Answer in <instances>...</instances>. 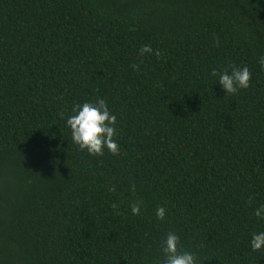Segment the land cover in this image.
Listing matches in <instances>:
<instances>
[{"label": "trees", "instance_id": "trees-1", "mask_svg": "<svg viewBox=\"0 0 264 264\" xmlns=\"http://www.w3.org/2000/svg\"><path fill=\"white\" fill-rule=\"evenodd\" d=\"M260 55L264 0H0V264H154L169 230L199 264H264ZM230 64L251 79L225 96L210 73ZM96 96L117 155L58 115Z\"/></svg>", "mask_w": 264, "mask_h": 264}, {"label": "clouds", "instance_id": "clouds-1", "mask_svg": "<svg viewBox=\"0 0 264 264\" xmlns=\"http://www.w3.org/2000/svg\"><path fill=\"white\" fill-rule=\"evenodd\" d=\"M139 55L146 53L160 56L158 49H153L149 44H143L138 49ZM257 64L261 72H264V55H260ZM135 70L137 64H132ZM216 79V83L225 93L236 94L241 89H247L250 84L251 73L248 66L230 64L227 68H213L210 73ZM63 120L64 127L68 129L71 143L78 150L86 152L90 156H102L107 152L117 155L119 146L115 137L119 133L117 114L110 110L106 98L96 96L95 99L83 100L72 104L70 111L58 113ZM109 192L115 191L114 187H108ZM111 207L119 211L118 204L112 203ZM130 214H141L142 201L137 199L129 201ZM165 207L157 206L154 210L155 219L161 221L165 218ZM252 215L258 220H264V203L253 208ZM248 245L252 251L264 248V230L252 231ZM159 256L154 264H199L197 254L186 249L180 243V236L174 231L164 233L158 242Z\"/></svg>", "mask_w": 264, "mask_h": 264}]
</instances>
